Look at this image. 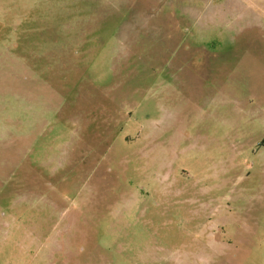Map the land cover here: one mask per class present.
Here are the masks:
<instances>
[{
  "label": "rangeland",
  "instance_id": "obj_1",
  "mask_svg": "<svg viewBox=\"0 0 264 264\" xmlns=\"http://www.w3.org/2000/svg\"><path fill=\"white\" fill-rule=\"evenodd\" d=\"M0 264H264V0H0Z\"/></svg>",
  "mask_w": 264,
  "mask_h": 264
}]
</instances>
